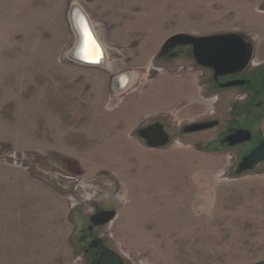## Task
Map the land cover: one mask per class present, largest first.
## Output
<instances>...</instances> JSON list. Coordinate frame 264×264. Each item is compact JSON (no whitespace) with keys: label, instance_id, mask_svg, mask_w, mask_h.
Here are the masks:
<instances>
[{"label":"rangeland","instance_id":"obj_1","mask_svg":"<svg viewBox=\"0 0 264 264\" xmlns=\"http://www.w3.org/2000/svg\"><path fill=\"white\" fill-rule=\"evenodd\" d=\"M73 4L103 66L69 58ZM231 32L264 54V0H0V264H81L80 213L94 202L116 209L108 232L127 264L264 260V161L237 176L244 151L216 153L215 131L160 150L133 134L160 115L170 134L224 119L201 70L154 61L174 34Z\"/></svg>","mask_w":264,"mask_h":264},{"label":"flooded vegetation","instance_id":"obj_2","mask_svg":"<svg viewBox=\"0 0 264 264\" xmlns=\"http://www.w3.org/2000/svg\"><path fill=\"white\" fill-rule=\"evenodd\" d=\"M235 33L245 36L252 45V57L248 65L242 70L215 77L213 70L201 67L196 63L192 48L188 45L166 51H163L161 46L154 61L156 71L165 69L169 70V72H175L183 67L201 70V78L204 85L201 89L202 93L209 97L215 96V101L227 106L224 119L217 115L213 117L212 115H201L179 123L177 129L170 134L165 117L160 115L145 125L136 128L133 133L134 136L141 140L137 135L138 130L155 124L160 125L168 137L167 145L158 149L160 150L174 141H184L190 136L215 131L218 133L215 135L216 153L226 150L244 151V154L237 162L235 175L239 176L244 173L237 172L239 163L264 140V54L259 55L257 44L252 37L243 32ZM255 56H260L258 62L254 61ZM119 87L114 84L113 90L119 91ZM195 127L204 129L194 131L193 128ZM240 131L250 132V141L231 145L232 141H234L232 139L233 136ZM141 141L145 144V141ZM68 178L74 179L75 177L69 176ZM107 211H115L116 213V209L113 206L94 202L89 205L87 211H82L85 215L80 213L81 218L85 221L77 229L76 233L81 264H97L105 249L119 254L111 243L112 236L108 232L110 222L103 223L106 217L101 216ZM123 264L127 263L123 260Z\"/></svg>","mask_w":264,"mask_h":264},{"label":"water","instance_id":"obj_3","mask_svg":"<svg viewBox=\"0 0 264 264\" xmlns=\"http://www.w3.org/2000/svg\"><path fill=\"white\" fill-rule=\"evenodd\" d=\"M69 19L72 29L76 35V43L73 50L69 54V58L84 65L100 66L101 63L104 65L105 52L103 54L104 50L97 40L86 15L75 4H73L71 7ZM85 31L89 36H87V38L92 41L93 44H95L100 54L98 62H88L81 58V53L83 52L84 46L86 44L84 40L85 38L83 36V32ZM187 45L191 46L193 57L196 60V63L201 67L213 70L215 77L244 69L252 57L251 42H249V40L242 34L235 32L202 36L178 33L166 39L161 48L163 51H166ZM127 76L128 75H126V77ZM114 84L115 86H120V92L126 88L125 86L120 85V78L118 77L114 80ZM202 129L204 128H193L194 131H199ZM137 135L141 140L145 141L146 147L150 150H158L159 148L166 146L168 142L167 135L164 133L162 127L158 124L138 130ZM232 139H234V141H232L231 145L250 141V132L240 131L238 134L234 135ZM263 161L264 140L261 141L251 153L246 155L241 160L238 165L237 172L242 173L250 171ZM63 179L67 181L72 180L68 177ZM115 215V211L105 212L104 215H101L106 217L103 223L111 222L115 218ZM97 264H123V259L119 254L105 249L102 252ZM256 264H264V260Z\"/></svg>","mask_w":264,"mask_h":264},{"label":"bare ground","instance_id":"obj_4","mask_svg":"<svg viewBox=\"0 0 264 264\" xmlns=\"http://www.w3.org/2000/svg\"><path fill=\"white\" fill-rule=\"evenodd\" d=\"M94 34H95V32H94ZM83 36L85 38L84 40H85L86 44L84 46L83 52L81 53V58L84 59L85 61H88V62H98V60L100 58V54H99L95 44H93V42L87 38L88 34L86 31L83 32ZM95 36H96V34H95ZM96 38H97V36H96ZM97 40H98V38H97ZM99 43L101 44L100 41H99ZM101 46L104 50V47L102 44H101ZM104 52H105V50L103 51V54H104ZM105 58H106V54H105ZM100 66H103V64L101 63ZM100 66H94V67H100ZM126 75L127 74L118 76V78H120V85L126 87L122 91H125V89L127 90V86L129 85L127 83L130 82L128 76L126 77ZM116 92H120V91H116Z\"/></svg>","mask_w":264,"mask_h":264}]
</instances>
